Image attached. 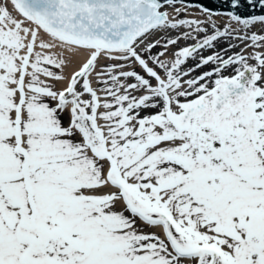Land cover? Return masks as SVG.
<instances>
[{
	"label": "snow or ice",
	"instance_id": "obj_1",
	"mask_svg": "<svg viewBox=\"0 0 264 264\" xmlns=\"http://www.w3.org/2000/svg\"><path fill=\"white\" fill-rule=\"evenodd\" d=\"M177 2L0 3V264H264V14Z\"/></svg>",
	"mask_w": 264,
	"mask_h": 264
},
{
	"label": "water",
	"instance_id": "obj_2",
	"mask_svg": "<svg viewBox=\"0 0 264 264\" xmlns=\"http://www.w3.org/2000/svg\"><path fill=\"white\" fill-rule=\"evenodd\" d=\"M162 3H165V0H161ZM178 2H185L188 4H196V5H202L209 9H211L214 12H228V11H235L237 14L241 16H247L250 13L251 14H264V11L260 10L259 8H256L254 11L249 8L248 4L246 3V0H240V7L237 9L231 8V0H178ZM176 5H184L181 3H178Z\"/></svg>",
	"mask_w": 264,
	"mask_h": 264
},
{
	"label": "bare ground",
	"instance_id": "obj_3",
	"mask_svg": "<svg viewBox=\"0 0 264 264\" xmlns=\"http://www.w3.org/2000/svg\"><path fill=\"white\" fill-rule=\"evenodd\" d=\"M176 6H177V7H180V6H182V5H176ZM169 11H170V18H171V16H174L175 13L172 12L171 9H169ZM191 11H192L193 13H196V15H190V14H188V15H186L184 18H186V19L201 18V17L199 16V14H198V10H197V9L193 8ZM216 20H217L218 25H224L225 22H226V18H223V17H217ZM185 31H190V29H180V30H179V32H180L181 34H182L183 32H185ZM170 35H172V36L174 37V36L176 35V33H175V32H171ZM194 43H195L194 40H187V41H183V40H181L180 43H179L176 47H177V48H182V47H184V46H186V45H192V44H194ZM227 46H228V43H227ZM242 47H243V45H241V47L238 49V51L234 50V52H235V53L240 52V49H241ZM218 52H220L221 55H226V54H227L225 51H218ZM234 52H233V51L230 52L229 55H230V54H233ZM210 54H211V53H209V52H203V55H204V56H207V55H210ZM244 54L247 55V52H245ZM83 59H84V57H80V58H78V60L76 61V64L78 65L80 62L83 61ZM166 59H172V57L169 56V57H166ZM198 59H199V57H197V59H195V60L190 59L185 67H192V66H194L193 62H195V61L198 60ZM250 63H251V61H250ZM210 67H213V65L210 64ZM68 69H69V72H71V71L73 70L72 68H68ZM204 71H209V69H205V70H204V69H198V70H197L195 73H193L192 75H193V76H196V75L201 74V73L204 72ZM225 74H228V73L226 72ZM93 87H96L95 82H93Z\"/></svg>",
	"mask_w": 264,
	"mask_h": 264
},
{
	"label": "rangeland",
	"instance_id": "obj_4",
	"mask_svg": "<svg viewBox=\"0 0 264 264\" xmlns=\"http://www.w3.org/2000/svg\"><path fill=\"white\" fill-rule=\"evenodd\" d=\"M0 3H7V0H0ZM7 6L9 7V9H11V4L10 3H7ZM186 15H184L182 18H184ZM224 25H220V27L222 28ZM228 46H227V42L225 41V42H217L216 43V46H215V51H221L222 49H225V48H227ZM240 47H241V45H240ZM240 47H238V49L240 48ZM237 47H234V48H232L230 51H225L227 54L226 55H222L224 58H227V57H229V56H232L233 54H230L229 55V53L230 52H232V51H234V49H236ZM240 51H241V49H240ZM204 52H209V53H211L212 54V52H210V51H204ZM198 62V60H196L195 62H193V64L195 65L196 63ZM101 63H108V61H101ZM200 69H209V70H211L212 69V67H210V65H208V66H205V67H203V68H200ZM65 72L66 73H68L69 72V69H66L65 70ZM97 86V85H96ZM63 87V85H57V88H62ZM101 96L103 95L102 93H99ZM157 232H159V230H156Z\"/></svg>",
	"mask_w": 264,
	"mask_h": 264
}]
</instances>
